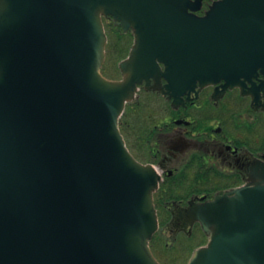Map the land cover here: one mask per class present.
I'll list each match as a JSON object with an SVG mask.
<instances>
[{
	"label": "water",
	"instance_id": "95a60500",
	"mask_svg": "<svg viewBox=\"0 0 264 264\" xmlns=\"http://www.w3.org/2000/svg\"><path fill=\"white\" fill-rule=\"evenodd\" d=\"M188 3L0 0V264H161L150 247L160 176L126 144V103L151 77L176 97L222 78L240 85L264 59V0L217 1L203 16ZM110 15L135 36L117 80L101 70ZM235 191L209 213L198 205L197 219L219 229L237 217L264 243V185ZM214 242L188 264H221L208 260Z\"/></svg>",
	"mask_w": 264,
	"mask_h": 264
},
{
	"label": "flooded vegetation",
	"instance_id": "af4514ba",
	"mask_svg": "<svg viewBox=\"0 0 264 264\" xmlns=\"http://www.w3.org/2000/svg\"><path fill=\"white\" fill-rule=\"evenodd\" d=\"M194 1L188 6L190 13H195ZM217 1L221 0H202L197 13L207 15ZM106 20L107 54H122L118 77L112 78H122L119 63L130 57L135 36L132 28L125 30L112 16ZM256 63L261 64L257 75L242 77L243 84L226 85L222 78L205 86L198 83L177 97L168 93L165 76L160 77V86L154 77L148 86L144 79L126 105L121 126L127 144L160 176L154 192L159 228L150 245L162 264H188L212 238L220 249L208 255L209 262L259 264L264 243L257 225L243 227L231 216L223 218L219 229L210 223L205 228L196 211L217 195L229 198L237 188L264 185V59ZM160 65L165 70V64Z\"/></svg>",
	"mask_w": 264,
	"mask_h": 264
},
{
	"label": "rangeland",
	"instance_id": "374dc122",
	"mask_svg": "<svg viewBox=\"0 0 264 264\" xmlns=\"http://www.w3.org/2000/svg\"><path fill=\"white\" fill-rule=\"evenodd\" d=\"M108 52H109V50H108ZM121 57H122V54H120V53L119 54H116L114 52L108 53V58L106 60V68L109 69L108 75L110 77H118L119 71L116 70V68H117V62L120 60Z\"/></svg>",
	"mask_w": 264,
	"mask_h": 264
}]
</instances>
